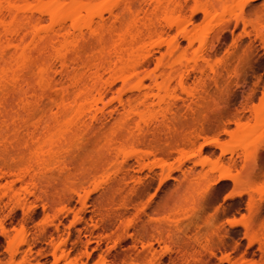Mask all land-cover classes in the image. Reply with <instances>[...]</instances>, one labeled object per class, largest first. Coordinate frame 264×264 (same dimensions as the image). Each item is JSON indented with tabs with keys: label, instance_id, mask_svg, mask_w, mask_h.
<instances>
[{
	"label": "rangeland",
	"instance_id": "rangeland-1",
	"mask_svg": "<svg viewBox=\"0 0 264 264\" xmlns=\"http://www.w3.org/2000/svg\"><path fill=\"white\" fill-rule=\"evenodd\" d=\"M235 2L188 0L186 7L184 4V17L191 23L182 29L188 28V33L198 37L192 48L189 37L183 36L187 31L167 27L180 16L179 9L173 6L168 14L156 17L143 11L147 25L153 18L167 31L162 40L182 42L190 56L184 68L190 76L184 87L174 74L162 76L161 63L172 58L166 42L149 47L153 55L141 76L148 86L143 91L151 88L159 96L151 97L153 104L134 116V133H120L119 117L124 110L112 94V106L104 109L106 112L101 110L105 114L97 113L100 120L94 137L70 133L69 126L52 133H20L18 137L3 133L2 263L15 255L16 261L27 256L32 262L53 264L63 239L72 258L80 256L79 238L87 242L90 232L97 231L103 242L100 248L96 238L90 243L91 264L102 257L113 259L118 253L132 255L128 264H160L166 259L178 264H264V29L258 19L238 20ZM250 42L254 47L248 52ZM117 84L122 88L120 81ZM98 133L102 136L96 139ZM236 133L243 137L233 139ZM145 137V143L138 142ZM235 144L237 152L247 148L250 154L238 158L231 173L234 180L216 185L218 171L228 166L230 157L223 156L222 150ZM106 152L117 155L118 160L103 168ZM125 157L130 163H136L137 157L143 159L142 168L136 164L130 171L146 182V188L142 186L133 202L117 196L105 209H99L95 201L103 198V189L118 177L116 173L120 175ZM186 168H195L196 175L185 176ZM166 172L172 177L164 180ZM243 189L246 192L238 197ZM85 196L89 197L86 207L81 202ZM81 209L87 224L76 221ZM119 211L126 213L122 220L114 217ZM105 220H111L106 231ZM148 222L161 226L160 236L140 235ZM150 245L156 250L155 259L145 253Z\"/></svg>",
	"mask_w": 264,
	"mask_h": 264
},
{
	"label": "bare ground",
	"instance_id": "bare-ground-1",
	"mask_svg": "<svg viewBox=\"0 0 264 264\" xmlns=\"http://www.w3.org/2000/svg\"><path fill=\"white\" fill-rule=\"evenodd\" d=\"M187 2L188 0L185 3L181 0H0V138L3 133H16L15 137H18L20 133H52L56 128L67 126L70 133L97 134L96 123L100 120L97 113L101 110L106 112L104 109L111 105L112 95L124 110L119 117L120 133H134V116L140 115L142 108L148 109L153 104L151 97L159 96L151 88L149 92L143 91L148 86L146 87L141 76L146 73L153 55L149 52V47L157 43L161 46V41L166 42L168 56L170 58L171 55L172 58L161 63L162 76L172 77L174 74L182 87L190 76L184 70L190 56L185 52L186 49H182V42L177 39L168 42L162 40L167 31L153 18V22L151 20L147 25L142 15L153 12L156 17L167 13L174 6L176 10L179 9L180 16L166 24L170 29L177 27L182 32L191 23L183 14L184 4L186 7ZM150 7L153 10L150 11ZM141 11L140 16L138 14ZM185 34L186 32L183 35L185 38L189 37V46H193L198 37L196 34L192 35V32V36ZM155 39L157 41H153ZM253 47L250 42L247 51H252ZM108 74L111 77L107 79ZM119 81L122 88L118 87ZM125 90H137L138 93L129 92V95H124ZM35 119L38 120L37 124L32 125ZM106 132L102 133L103 136H106ZM100 135L98 133L96 139ZM243 135L245 136L244 133ZM242 137L241 133H236L232 138ZM145 140L146 137L138 142L145 143ZM237 146L235 144L222 150L223 156L229 154L230 157L225 162L228 166L223 165L218 171L216 185L234 180L231 173L232 168L237 166L238 158H246L250 154L247 148H244L243 153L237 152ZM199 151H202L201 148ZM114 156L112 152H108L102 158V167L118 160L117 155ZM126 157L121 164V171L119 169L120 175L116 173L118 177L115 180L113 178L114 181L103 189V198L95 201L99 209H105L108 203L117 200V196H125V202H133V197L141 194L140 189L145 187L146 182L130 171L136 164L142 168L143 159L137 157L136 163H130ZM186 169L184 174L188 178L196 175L195 168ZM171 177V172H166L163 179ZM245 192L246 189H243L237 196L240 197ZM108 195L113 196L112 199ZM88 199L87 196L81 198L84 207L87 206ZM75 216L76 221L86 223L82 209ZM125 216L123 211L114 215L115 219L121 220ZM108 221L111 220L104 222V231L110 228ZM160 229L161 226L148 222L139 233L141 236L150 233H158L160 236ZM90 236L91 240L87 242L79 238L77 245L83 249L79 250L80 256L74 258L63 239L56 248L53 264H91L88 261L89 245L96 238L100 248L103 239L97 231H91ZM145 253L153 259L157 256L152 245ZM83 255H87V260L83 259ZM131 256L129 253H118L113 259L102 257L93 264H128L127 260ZM17 261L13 255L9 262L0 261V264H46L41 260L32 262L27 256L22 261Z\"/></svg>",
	"mask_w": 264,
	"mask_h": 264
},
{
	"label": "snow or ice",
	"instance_id": "snow-or-ice-1",
	"mask_svg": "<svg viewBox=\"0 0 264 264\" xmlns=\"http://www.w3.org/2000/svg\"><path fill=\"white\" fill-rule=\"evenodd\" d=\"M234 8L238 20L255 21L258 19L261 28L264 29V0H236ZM224 199H227V197L225 196ZM235 222L238 223L239 221ZM227 223L232 224L233 221L228 220ZM160 264H178V262H171L166 259L161 261ZM212 264H215V262L213 261Z\"/></svg>",
	"mask_w": 264,
	"mask_h": 264
}]
</instances>
